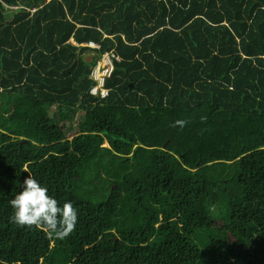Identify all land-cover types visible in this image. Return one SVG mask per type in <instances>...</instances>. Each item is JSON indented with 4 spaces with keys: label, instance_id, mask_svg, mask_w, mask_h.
<instances>
[{
    "label": "trees",
    "instance_id": "16d2710c",
    "mask_svg": "<svg viewBox=\"0 0 264 264\" xmlns=\"http://www.w3.org/2000/svg\"><path fill=\"white\" fill-rule=\"evenodd\" d=\"M28 176L68 236L13 222ZM0 264H264V0H0Z\"/></svg>",
    "mask_w": 264,
    "mask_h": 264
},
{
    "label": "clouds",
    "instance_id": "9594fccd",
    "mask_svg": "<svg viewBox=\"0 0 264 264\" xmlns=\"http://www.w3.org/2000/svg\"><path fill=\"white\" fill-rule=\"evenodd\" d=\"M21 189L11 201L14 223L28 227L43 225L60 239L75 229L77 209L71 203L60 206L49 190L31 176L24 179Z\"/></svg>",
    "mask_w": 264,
    "mask_h": 264
},
{
    "label": "built area",
    "instance_id": "2783aa9c",
    "mask_svg": "<svg viewBox=\"0 0 264 264\" xmlns=\"http://www.w3.org/2000/svg\"><path fill=\"white\" fill-rule=\"evenodd\" d=\"M45 2L49 0H44ZM5 5V4H4ZM7 9H19V6H8L5 5ZM36 7H32L29 10L33 12ZM81 46L91 47L95 49H99V44L88 41L86 43L78 44ZM118 59V57L112 52L102 53L100 61H97L95 66L92 67L90 72V78L94 81V84L90 87L89 93L94 96H98L99 98H105L108 95V89L105 87V79L110 76L113 64L112 59Z\"/></svg>",
    "mask_w": 264,
    "mask_h": 264
},
{
    "label": "rangeland",
    "instance_id": "374dc122",
    "mask_svg": "<svg viewBox=\"0 0 264 264\" xmlns=\"http://www.w3.org/2000/svg\"><path fill=\"white\" fill-rule=\"evenodd\" d=\"M91 57V55L89 56ZM88 57V58H89ZM101 58V57H100ZM100 58L97 61H100ZM90 59V58H89ZM96 61V62H97ZM83 118V113L81 111L77 112L74 119L70 123L69 130L67 131V135L69 136L68 139H71V137L75 134V132L78 130L77 125L80 123V120Z\"/></svg>",
    "mask_w": 264,
    "mask_h": 264
},
{
    "label": "water",
    "instance_id": "95a60500",
    "mask_svg": "<svg viewBox=\"0 0 264 264\" xmlns=\"http://www.w3.org/2000/svg\"><path fill=\"white\" fill-rule=\"evenodd\" d=\"M89 58H90V59H89ZM89 58L87 57L85 60H86L87 62H90L92 58H91V57H89Z\"/></svg>",
    "mask_w": 264,
    "mask_h": 264
},
{
    "label": "crops",
    "instance_id": "0c3cea01",
    "mask_svg": "<svg viewBox=\"0 0 264 264\" xmlns=\"http://www.w3.org/2000/svg\"><path fill=\"white\" fill-rule=\"evenodd\" d=\"M8 6H19V5H8ZM30 9V8H29ZM8 10H10V9H8ZM15 10H17V9H15Z\"/></svg>",
    "mask_w": 264,
    "mask_h": 264
}]
</instances>
